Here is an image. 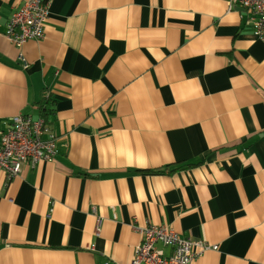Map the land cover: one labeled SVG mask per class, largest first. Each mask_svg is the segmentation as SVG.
Returning a JSON list of instances; mask_svg holds the SVG:
<instances>
[{
  "label": "crops",
  "instance_id": "crops-1",
  "mask_svg": "<svg viewBox=\"0 0 264 264\" xmlns=\"http://www.w3.org/2000/svg\"><path fill=\"white\" fill-rule=\"evenodd\" d=\"M23 1L0 0V129L42 117L57 155L0 179V264H129L134 220L215 247L193 264H264V44L242 10L43 0L16 47Z\"/></svg>",
  "mask_w": 264,
  "mask_h": 264
},
{
  "label": "built area",
  "instance_id": "built-area-1",
  "mask_svg": "<svg viewBox=\"0 0 264 264\" xmlns=\"http://www.w3.org/2000/svg\"><path fill=\"white\" fill-rule=\"evenodd\" d=\"M229 8L244 13L245 25L264 44V0H225ZM48 4L43 0H24L13 10L4 36L16 47L44 36ZM57 138L42 117L16 114L5 129H0V179L10 182L21 173L23 165L34 166L53 161L57 155ZM51 214V213H49ZM140 242L129 264H193L205 252L215 249L205 241L181 235L169 227L133 222ZM103 264H118L105 262Z\"/></svg>",
  "mask_w": 264,
  "mask_h": 264
},
{
  "label": "trees",
  "instance_id": "trees-1",
  "mask_svg": "<svg viewBox=\"0 0 264 264\" xmlns=\"http://www.w3.org/2000/svg\"><path fill=\"white\" fill-rule=\"evenodd\" d=\"M49 98H46L45 100V103H41V106L39 107V109H40V111H41V113L44 115L45 113H47L48 112V110H49V106H50V104H49V100H48ZM185 166H180L179 167V169H181V168H184Z\"/></svg>",
  "mask_w": 264,
  "mask_h": 264
}]
</instances>
